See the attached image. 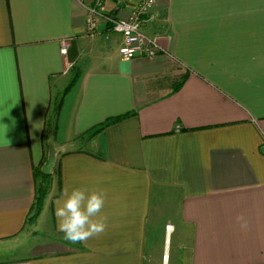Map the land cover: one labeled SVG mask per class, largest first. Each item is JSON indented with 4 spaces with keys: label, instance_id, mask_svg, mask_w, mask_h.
Instances as JSON below:
<instances>
[{
    "label": "crops",
    "instance_id": "1",
    "mask_svg": "<svg viewBox=\"0 0 264 264\" xmlns=\"http://www.w3.org/2000/svg\"><path fill=\"white\" fill-rule=\"evenodd\" d=\"M101 1L126 17L140 0ZM93 4L0 0V264H143L156 251L163 264H264V0H157L141 29L161 48L129 60L102 20L85 32ZM50 149L59 174L29 232ZM79 186L107 191L109 223L72 243L55 202ZM159 192L177 205L161 200L153 220Z\"/></svg>",
    "mask_w": 264,
    "mask_h": 264
},
{
    "label": "clouds",
    "instance_id": "2",
    "mask_svg": "<svg viewBox=\"0 0 264 264\" xmlns=\"http://www.w3.org/2000/svg\"><path fill=\"white\" fill-rule=\"evenodd\" d=\"M107 198L108 193L103 188H65L55 202L57 227L64 238L72 243H83L101 235L109 223V217L103 214ZM236 220L241 230H247L248 224L243 216Z\"/></svg>",
    "mask_w": 264,
    "mask_h": 264
},
{
    "label": "built area",
    "instance_id": "3",
    "mask_svg": "<svg viewBox=\"0 0 264 264\" xmlns=\"http://www.w3.org/2000/svg\"><path fill=\"white\" fill-rule=\"evenodd\" d=\"M157 0H140L128 13L126 17H116L103 12L102 1L94 0V4L88 8L85 23V32L92 34L98 21L105 22L109 29L118 32L122 37V43L119 46V54L122 59L129 60L136 56H154L161 48L154 37L146 35L141 25L153 9ZM68 39L60 40V53L66 55ZM72 67L69 64L67 68ZM170 225L166 228L170 229Z\"/></svg>",
    "mask_w": 264,
    "mask_h": 264
},
{
    "label": "trees",
    "instance_id": "4",
    "mask_svg": "<svg viewBox=\"0 0 264 264\" xmlns=\"http://www.w3.org/2000/svg\"><path fill=\"white\" fill-rule=\"evenodd\" d=\"M78 75H79V72L75 71L70 82L67 84L65 91L72 86V84L78 78ZM59 104H60V101L57 102L56 113L59 110ZM131 114L132 113L129 112V113H125V114H122V115H119L116 117L108 118L104 122H101V123H98V124L91 126L90 128H88L86 131H84L80 135H85L88 138H91L94 135H96L97 133L103 131V129L105 127H107L108 125L116 123L118 121H121V120L127 118L128 116H130ZM47 147H48L47 149H49L51 146L48 145ZM50 150H49V152H50ZM41 165H42V163H41ZM58 174H59L58 163L54 165L52 171L49 174L43 173L41 171V166H39L37 168V170L34 173V177L36 178L34 202H33V206L31 209V214L27 218L26 222L29 223V222L33 221L39 215L40 211L43 208L44 199L48 193L49 183L51 182L53 177H55V176L58 177Z\"/></svg>",
    "mask_w": 264,
    "mask_h": 264
},
{
    "label": "rangeland",
    "instance_id": "5",
    "mask_svg": "<svg viewBox=\"0 0 264 264\" xmlns=\"http://www.w3.org/2000/svg\"><path fill=\"white\" fill-rule=\"evenodd\" d=\"M161 192L162 193H166L165 189L162 190ZM161 200H163L165 203L169 202V206L170 207L173 206V208H175L176 205H177V200L176 199L171 200V197L169 198V200H167L166 198H162L160 196V192H159V195H154L153 220H156L157 218H160V216H161V214H160V205L162 204ZM173 211H174V209H173ZM31 224H32V221L28 223L29 226L27 227L28 229H26V230H29V232L31 231ZM153 231H154V238H155L156 237L155 228H154ZM143 264H163V258L160 255V251H156V253L154 252L153 256L151 257V260L146 261V263L144 262Z\"/></svg>",
    "mask_w": 264,
    "mask_h": 264
},
{
    "label": "water",
    "instance_id": "6",
    "mask_svg": "<svg viewBox=\"0 0 264 264\" xmlns=\"http://www.w3.org/2000/svg\"><path fill=\"white\" fill-rule=\"evenodd\" d=\"M55 165V152L53 149L50 150L46 161L41 165V171L45 174H49Z\"/></svg>",
    "mask_w": 264,
    "mask_h": 264
}]
</instances>
